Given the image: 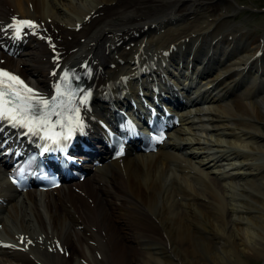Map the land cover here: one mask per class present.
I'll list each match as a JSON object with an SVG mask.
<instances>
[{
    "label": "bare ground",
    "instance_id": "obj_1",
    "mask_svg": "<svg viewBox=\"0 0 264 264\" xmlns=\"http://www.w3.org/2000/svg\"><path fill=\"white\" fill-rule=\"evenodd\" d=\"M214 1L0 0V69L43 97L84 71L97 119L140 93L185 99L154 151L102 152L73 185L18 191L0 167V264H264V36ZM13 17L37 27L16 37Z\"/></svg>",
    "mask_w": 264,
    "mask_h": 264
},
{
    "label": "snow or ice",
    "instance_id": "obj_2",
    "mask_svg": "<svg viewBox=\"0 0 264 264\" xmlns=\"http://www.w3.org/2000/svg\"><path fill=\"white\" fill-rule=\"evenodd\" d=\"M9 27L19 37L24 28H35L37 25L30 20L13 17ZM61 79L64 88L57 84L55 94L46 98L18 76L0 69V120L26 129L28 134L38 136L47 145L59 146L61 141H71L74 132L83 128L81 107L76 104L83 106L88 95L84 94L77 101L69 83V74L65 72ZM57 128L63 131H56ZM48 150L49 147H45V151Z\"/></svg>",
    "mask_w": 264,
    "mask_h": 264
},
{
    "label": "rangeland",
    "instance_id": "obj_3",
    "mask_svg": "<svg viewBox=\"0 0 264 264\" xmlns=\"http://www.w3.org/2000/svg\"><path fill=\"white\" fill-rule=\"evenodd\" d=\"M216 9L212 12H220L222 25H230L231 29L244 34V39L255 37L258 39L264 36V0H215ZM101 22H96L92 26V30ZM261 80L259 86H262ZM199 150V149H197ZM4 189L0 193H11V189L3 186ZM83 249L86 255L88 251ZM249 264H263L261 259L253 258L249 260Z\"/></svg>",
    "mask_w": 264,
    "mask_h": 264
}]
</instances>
